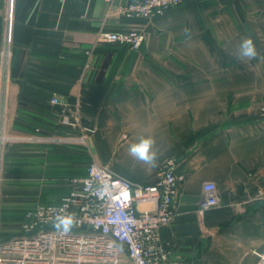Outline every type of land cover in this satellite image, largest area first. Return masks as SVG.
Masks as SVG:
<instances>
[{"label":"crops","instance_id":"0c3cea01","mask_svg":"<svg viewBox=\"0 0 264 264\" xmlns=\"http://www.w3.org/2000/svg\"><path fill=\"white\" fill-rule=\"evenodd\" d=\"M134 0H13L12 58L0 56V210L57 205L106 166L133 185L155 183L174 160L173 218L159 230L174 264H258L264 251V0H185L151 19L116 11ZM0 0V49L3 33ZM139 31L138 51L96 43L100 31ZM187 30V31H185ZM251 37L257 57L237 58ZM89 67L84 51L92 50ZM58 103L53 104L52 99ZM153 139L156 166L129 146ZM218 205L199 213L202 187ZM140 202L136 211H152ZM1 222L0 236L19 233Z\"/></svg>","mask_w":264,"mask_h":264},{"label":"built area","instance_id":"2783aa9c","mask_svg":"<svg viewBox=\"0 0 264 264\" xmlns=\"http://www.w3.org/2000/svg\"><path fill=\"white\" fill-rule=\"evenodd\" d=\"M183 1L134 0L117 6L116 11L126 17L151 19ZM2 18L0 56L7 75L12 58L13 0H5ZM143 42L144 35L135 30L96 35V43L125 45L134 51ZM92 55L93 49L84 51L86 68ZM52 103H58L57 98ZM10 140L0 110V169L3 149ZM174 165V160H167L155 183L142 186L116 177L106 166L90 163L86 176L72 180L70 192L59 204L35 205L25 213L18 234L0 236V264H174L167 245L159 239V230L171 223L174 214L179 180ZM140 202L153 203L154 209L138 213ZM217 205L216 185L205 183L199 213ZM70 214L74 218L70 231L53 227L57 218ZM256 255L258 264H264V251Z\"/></svg>","mask_w":264,"mask_h":264},{"label":"clouds","instance_id":"9594fccd","mask_svg":"<svg viewBox=\"0 0 264 264\" xmlns=\"http://www.w3.org/2000/svg\"><path fill=\"white\" fill-rule=\"evenodd\" d=\"M187 31V30H185ZM258 53L256 50L255 43L251 37L244 38L237 52V58L241 60H251L257 57ZM154 141L148 137H141L137 142L129 146V155L133 158L143 162L144 164L156 166L157 154L153 151ZM73 216L67 215L59 217L53 224V227L58 230L68 232L73 227Z\"/></svg>","mask_w":264,"mask_h":264},{"label":"trees","instance_id":"16d2710c","mask_svg":"<svg viewBox=\"0 0 264 264\" xmlns=\"http://www.w3.org/2000/svg\"><path fill=\"white\" fill-rule=\"evenodd\" d=\"M32 208L33 207H31V208H24V209H16V210H13V211L11 210L14 213H8L7 214V218H4V221H12L13 222V221H19L20 218L24 219L25 213L27 211L31 210ZM3 211L4 212L2 213V216H3V214H6L5 213V209ZM9 236H12V234L11 235H8V236H3L2 239H5V238H7Z\"/></svg>","mask_w":264,"mask_h":264},{"label":"rangeland","instance_id":"374dc122","mask_svg":"<svg viewBox=\"0 0 264 264\" xmlns=\"http://www.w3.org/2000/svg\"><path fill=\"white\" fill-rule=\"evenodd\" d=\"M37 204H42V203H37ZM36 204V205H37ZM4 211L3 210H0V214H1V222H3L4 221V218H7V214L8 213H14V212H12L11 210H9V209H5V213L6 214H3V216H2V213H3ZM9 216V215H8ZM23 221H24V219H23ZM23 221L21 222V223H23Z\"/></svg>","mask_w":264,"mask_h":264}]
</instances>
